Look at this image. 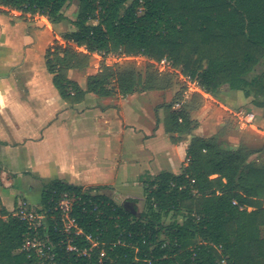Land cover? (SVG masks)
<instances>
[{"label":"trees","instance_id":"obj_1","mask_svg":"<svg viewBox=\"0 0 264 264\" xmlns=\"http://www.w3.org/2000/svg\"><path fill=\"white\" fill-rule=\"evenodd\" d=\"M71 1L0 0V6L22 11L16 18L23 21L29 12L57 23ZM72 24L75 30L62 33L64 42L54 40L44 55L52 84L66 102H78L86 92L125 96L179 85L175 74L159 73L149 62L106 65L101 60V71L87 75L82 89L68 71L86 70L94 52L167 58L199 78L206 93L228 84L245 95L257 86L264 95V70L247 79L264 56V0H79ZM81 46L84 50H78ZM177 96L176 91L163 105L165 128L186 134L197 124L190 111L205 99L194 94L173 110ZM254 152L245 146L222 149L215 138L192 137L189 161L179 174L161 171L144 181L145 208L140 212L134 200H125L133 204L130 208L112 199L107 186L87 187L102 190L98 209L75 215L101 245L88 258L60 253L56 263L99 264L98 249L103 247L102 264H264V236L258 235L264 228V161L247 162ZM81 187L51 180L34 207L46 210L59 191ZM26 234V224L1 208L0 264H30L19 250Z\"/></svg>","mask_w":264,"mask_h":264},{"label":"crops","instance_id":"obj_2","mask_svg":"<svg viewBox=\"0 0 264 264\" xmlns=\"http://www.w3.org/2000/svg\"><path fill=\"white\" fill-rule=\"evenodd\" d=\"M68 6L57 23L29 24L0 13V209L14 215L23 203L37 205V195L41 197L51 180L107 186L116 195L119 174L129 167L137 169L139 180L161 171L179 174L192 137L215 138L222 149L245 146L255 150L247 162L264 161V139L250 137L264 134V95L257 86L249 87L245 95L222 84L202 95L204 103L190 111L197 124L186 134L165 128L162 106L177 88L105 97L86 92L77 103L66 102L52 84L44 55L56 36L75 30L72 21L78 8ZM88 68L70 69L68 78L85 89L87 75L96 71ZM263 70L261 59L247 79L261 76ZM144 100L146 117H131L133 107ZM251 107L256 109L255 124L245 136L234 129L231 113Z\"/></svg>","mask_w":264,"mask_h":264},{"label":"built area","instance_id":"obj_3","mask_svg":"<svg viewBox=\"0 0 264 264\" xmlns=\"http://www.w3.org/2000/svg\"><path fill=\"white\" fill-rule=\"evenodd\" d=\"M1 10L8 12L7 15L14 18L22 15V11L16 9H8L0 6ZM28 21L44 20L49 22L46 16L38 13L24 14ZM57 43H63L61 35L56 36L51 46ZM78 50H84L81 46ZM97 57L95 64V73L101 71L100 61H104L106 65H113L125 60H135L137 66L143 65L144 62L152 63L159 73H173L176 75L179 85L177 87L178 96L175 99L172 109L179 110L194 94L206 95L204 87L201 85L199 78L189 73H185L181 67H176L172 62L163 58L155 61L149 59L143 54L126 55L120 52H94L92 57ZM140 60V61H138ZM237 128L244 130L253 127L255 122V114L247 109H238L233 111ZM181 121V118H178ZM189 158L186 159V163ZM100 194L96 190H89L82 186L77 189L61 190L57 193L56 200L51 207L46 210L37 211L35 205H27L23 203L15 211L14 215L26 224L27 234L24 236L19 250L24 252L32 261L30 264H57L56 258L60 253H71L75 257L88 258L92 255L95 248L100 246V242L95 240L91 234H88L80 226L78 222V214H85L86 208L92 210L98 209L100 200L97 195ZM113 199V198H112ZM236 202L233 201V204ZM221 246H217L220 251ZM137 251V248H135ZM98 262L102 264L106 259V251L103 247L98 249ZM223 261V260H222Z\"/></svg>","mask_w":264,"mask_h":264},{"label":"rangeland","instance_id":"obj_4","mask_svg":"<svg viewBox=\"0 0 264 264\" xmlns=\"http://www.w3.org/2000/svg\"><path fill=\"white\" fill-rule=\"evenodd\" d=\"M68 5L69 6L67 7V9H69V8L71 9V7H72V10H73L74 7L72 5H77V8H78L79 0H72ZM0 13H2V12H0ZM73 13H74V11H73ZM2 14H4V13H2ZM74 18H75V16H74ZM36 21L45 23V21L44 20H41V19L36 20ZM36 21L35 22H33V21H26V22H28L29 24H34V23H36ZM92 58H93L92 61H91L92 64L90 63V66H89V68H88L87 71H90V68H94L95 69V67H96L95 64L97 62V57L94 56ZM261 59H264V56ZM138 61H140V60H138ZM140 66H142V64ZM83 72L85 73L86 71H83ZM83 86H84V83H82V87ZM175 88L176 87H173L172 89H175ZM172 95L174 96L175 93L173 92ZM171 101H172V96H171V98H169L168 102H166V103H169ZM75 103H77V102H74V104ZM70 104H73V103H70ZM138 104L139 105H137V102H136L137 107H135V106L133 107V109L135 110V112L131 114V117H137L139 115L140 117L145 118L146 117V114H145L146 112L143 111V110L144 109L147 110L148 101L147 100H144V102H138ZM75 107H78V106H75ZM162 108H163L162 110L165 111V107L162 106ZM249 109L256 115V109H255V107H251ZM147 112H149V111H147ZM152 112H154V111H151L150 112L151 115H154ZM231 122H232V124L234 126V129L239 134H243L245 136H249V134H250L249 131H250V129L252 127L251 128H247V129H244V130H239L237 128V125H236V122H235V119L233 118V116H232ZM254 124H255V122H254ZM250 137L254 141H258L259 139H261V140H262V138L264 139V134L263 133H259V134H256V135H250ZM254 148H258V146L254 147ZM118 159L119 160H123V156H118ZM124 160H126V159H124ZM136 174H138L137 169H133L132 167H129L127 169V173H125L124 175L119 174V177H118V180L119 181L116 183L115 189L113 188V190H115L116 195L112 194V192H110V191L108 193L110 194L111 198H113L118 203H122L125 200H131V201L134 200L135 201L136 210L138 212H140V211H143L144 208H145V194H144V191H143V184H145L144 181L150 179V177H152V176H150V175H141V178L140 179L142 181L145 179L142 182L141 180H139L136 177ZM90 190H96L98 193H101V191H102L101 189L99 190L98 188L97 189H90ZM39 198H40V196L37 195L36 200H39ZM168 221H169V219H166V223ZM258 235L264 236V228L263 227L258 230ZM223 263H224V261H221V264H223Z\"/></svg>","mask_w":264,"mask_h":264},{"label":"water","instance_id":"obj_5","mask_svg":"<svg viewBox=\"0 0 264 264\" xmlns=\"http://www.w3.org/2000/svg\"><path fill=\"white\" fill-rule=\"evenodd\" d=\"M122 205L125 206V207L133 208V204H131L130 202H127V201H123Z\"/></svg>","mask_w":264,"mask_h":264}]
</instances>
